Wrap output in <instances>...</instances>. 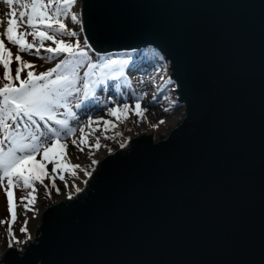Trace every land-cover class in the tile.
<instances>
[{
    "label": "water",
    "instance_id": "95a60500",
    "mask_svg": "<svg viewBox=\"0 0 264 264\" xmlns=\"http://www.w3.org/2000/svg\"><path fill=\"white\" fill-rule=\"evenodd\" d=\"M79 16L98 51L158 50L182 115L104 153L2 264H264V0H80Z\"/></svg>",
    "mask_w": 264,
    "mask_h": 264
},
{
    "label": "snow or ice",
    "instance_id": "6c2138e0",
    "mask_svg": "<svg viewBox=\"0 0 264 264\" xmlns=\"http://www.w3.org/2000/svg\"><path fill=\"white\" fill-rule=\"evenodd\" d=\"M75 3L76 0H0V4L9 10L4 15L17 18L7 20L5 35L11 44L19 46L18 53L28 52L29 55L39 57L43 48L49 55L40 57L41 59L52 61L61 54L64 56L55 67L35 74V66L23 62L15 68L13 77L10 69L12 54L4 47L3 40H0V65L4 69L3 79L7 81L0 87V184L7 179L10 212L13 209V186L31 188L34 193L35 183L44 185L45 178L51 181L52 188H56L55 180L58 178L64 181V173L76 176L75 169H79L80 165L66 162L64 149L67 145L60 142L76 131L69 126L70 120L78 119V114L72 109L87 108L85 102L95 97L96 88L104 85L107 80L123 77L124 70L130 63L127 59H113L104 55L93 59L89 55L91 49L86 39L82 42H66L64 38L77 36V32L65 24L67 17H70L72 24L79 23L78 16L71 11ZM18 21L26 22L31 28L27 35H31L34 42L39 40L35 53L29 51L35 45L25 42L24 32L16 35ZM45 41H51L55 47H45ZM21 59V55H15L17 62H21ZM23 69L33 70L27 71L26 78L21 79ZM81 69H84L82 75ZM13 81H18V85ZM118 110L109 108L107 114L119 119ZM123 110L127 118V103L123 105ZM146 110L136 102L134 114L142 115ZM89 123L93 121L90 119ZM103 123L107 126L110 121L104 120ZM75 143L73 140V144ZM92 147L98 148L99 143ZM80 150L83 151L82 148ZM37 155L41 156L40 160H37ZM48 164L53 165L51 172L46 170ZM85 175L90 173L85 172ZM47 187L45 185V189ZM57 191L60 189L57 188ZM75 191L79 192L80 188L76 187ZM29 203H35V196H32ZM12 219L15 220V215ZM20 231L26 232L27 229L21 227ZM7 234L12 237L11 224ZM14 242L15 237H12L8 246L11 247Z\"/></svg>",
    "mask_w": 264,
    "mask_h": 264
},
{
    "label": "rangeland",
    "instance_id": "374dc122",
    "mask_svg": "<svg viewBox=\"0 0 264 264\" xmlns=\"http://www.w3.org/2000/svg\"><path fill=\"white\" fill-rule=\"evenodd\" d=\"M79 3L80 0H76L71 10L73 14L78 16L79 23L72 24L70 17L65 18V24L68 28L77 32V36L75 37L64 38L66 42L69 43H74L75 39L81 42L84 40V36L81 33L79 9L77 8V4ZM7 11L9 10L6 6L0 4V40H3L4 47L12 54L10 69L13 77L15 75V68L20 66L23 62L33 64L35 66V74L55 67V64L64 58L63 54H61L52 61L41 59L40 57H47L49 55L43 48L40 50L39 57L34 54L29 55L28 52L18 53L19 46L11 44L5 35L7 20L17 19L16 17L4 15ZM18 24L19 26L15 29L16 35H19L20 32H24L25 42L34 43L35 45L33 49L29 51L35 53L36 47L39 46V40L37 39L34 42L33 37L27 35V33L31 32V28L26 25V22L19 23L18 21ZM44 46L55 47L51 41H45ZM89 48L91 49L89 55L94 59H96L98 55H104L111 56L113 59L133 60V63L125 68L123 77L117 80H107L104 85L98 86L95 90V97L85 102L88 105L87 108L72 109V111L78 114V119L70 120L69 126L76 131L72 136L65 137V139L60 142L67 145L64 149V158L68 159L67 162L72 165H80L79 169H75V177H72L67 172L64 173V181L58 178L55 180L56 188H52L51 181L45 178L44 185L38 182L35 183L34 187L36 191L34 193H32L31 188L25 189L22 186H13L11 188L13 193V209L11 212L8 206L7 179L5 178L3 183L0 184V253L8 247V243L12 237H15L16 241L12 245L20 249L25 241L33 237L34 231L38 225L41 209L47 203L64 196L72 195L76 192V187L82 189L89 176L85 175V172L91 173L94 167V164L91 165L88 162L89 160L90 162L95 161V159H98V157L110 151L112 148L123 147L127 143L129 137L136 132L142 130L149 131L153 138L160 133L165 134L170 126L182 115V103H178L177 94L175 90L172 89L175 88V80L170 77L168 61L165 60L163 56H160L155 63L148 64L147 62L140 61V59L136 58L137 56H134L137 55V52L141 49L134 50V52L131 50H124L121 52L108 53L106 51H96V49L90 45ZM16 54L21 55V62L15 60ZM30 70L33 69H23L21 72V79L26 78L27 71ZM83 71L84 69L80 70L81 75ZM3 72V66L0 65V87H3V85L7 83V81L3 79ZM13 82L16 85L19 83L18 81ZM81 95L83 94L81 93ZM136 102L141 104L142 109H147L142 115L134 114ZM125 103L129 105L127 118H125L123 110V105ZM109 108L119 109L117 114L119 119L107 114ZM90 119L93 123H89ZM104 120L110 121V124L105 126L103 123ZM96 121L99 123H95ZM161 121H163V123H161ZM113 125L115 126L113 127ZM81 129H83V131H81ZM63 135L62 133V136ZM73 140L76 141L75 144H73ZM120 140H123V143ZM97 142L99 143V147H92L96 145ZM81 148L83 151L80 150ZM40 159L41 156L37 155V160ZM52 167L53 165L48 164L46 170L51 172ZM57 173H59V169ZM65 183L67 187H65ZM45 185L48 186L47 189H45ZM57 188L60 189L59 192ZM29 193H32V195H29ZM32 196H35L34 204L29 203ZM13 215H15V220L12 219ZM25 222L27 223L25 224ZM10 224L12 237L7 234ZM21 227H26L27 231L21 232ZM0 264H2L1 260Z\"/></svg>",
    "mask_w": 264,
    "mask_h": 264
},
{
    "label": "trees",
    "instance_id": "16d2710c",
    "mask_svg": "<svg viewBox=\"0 0 264 264\" xmlns=\"http://www.w3.org/2000/svg\"><path fill=\"white\" fill-rule=\"evenodd\" d=\"M74 41L76 42V39ZM136 56H137L136 58H138L140 60H144L148 64H152V63H155L157 61V59H159L160 56H162V55L158 52V50H156L150 46H147V47L141 49L140 51H138ZM132 63H133V60L130 62V65H132Z\"/></svg>",
    "mask_w": 264,
    "mask_h": 264
},
{
    "label": "bare ground",
    "instance_id": "6f19581e",
    "mask_svg": "<svg viewBox=\"0 0 264 264\" xmlns=\"http://www.w3.org/2000/svg\"><path fill=\"white\" fill-rule=\"evenodd\" d=\"M77 8H78V9L80 8V3L77 4ZM143 48H145V47H141V48H139V49H143ZM139 49H136V50H139ZM158 52H159V51H158ZM159 53H160V52H159ZM160 54H161V53H160ZM161 55H162V54H161ZM134 56H136V55H134ZM93 59H94V58H93ZM140 61L145 62V61H143V60H140ZM175 85H176V84H175ZM101 90H102V89H101ZM101 90H100V91H101ZM124 91H125V90H124ZM102 94H104V93H102ZM98 95H99V94H98ZM124 95H125V94H124ZM156 105H157V104H156ZM157 106H158V105H157ZM149 109H150V108H149ZM154 110H155V109H154ZM149 111H150V110H149ZM140 132H141V131L136 132V133H134V134H138V133H140ZM134 134H132V135H134ZM132 135H131V136H132ZM131 136L129 137V139L131 138ZM156 136H157V135H156ZM156 136H155V137H156ZM126 137H127V136H126ZM129 139H128V141H129ZM120 141L122 142L123 140H120ZM128 141H127V143H126L124 146H127V145L129 144ZM122 143H123V142H122ZM124 146H123V147H124ZM114 149H116V148H114ZM111 150H113V148H112ZM111 150H110V151H111ZM105 153H106V152H105ZM103 155H104V154H102L100 157H98V159L101 158ZM98 159H95V161L97 162ZM65 160H66V162L68 161V159H65ZM91 160H92V159H91ZM88 162H89L91 165L93 164V161L90 162V160H89ZM94 165H95V164H94ZM93 168H94V167H93ZM93 168H92V169H93ZM92 171H93V170H92ZM90 174H91V173H90ZM85 185H86V181H85L84 186H85ZM84 186H83V187H84ZM83 187H82V188H83ZM53 201H54V200H53ZM53 201H51V202H49V203H47V204H50V203H52ZM47 204H46V205H47ZM46 205H45V206H46ZM40 213H41V212H40ZM34 233H35V232H34ZM33 236H34V235H33ZM32 238H33V237H32ZM32 238H31V239H32ZM31 239H28V240H31ZM28 240H27V241H28ZM25 242H26V241H25ZM22 248H23V245H22ZM22 248H21V249H22ZM5 249H7V248H5ZM5 249H4V250H5ZM4 250L0 253V255L4 252ZM2 256H3V255H1L0 257H2Z\"/></svg>",
    "mask_w": 264,
    "mask_h": 264
}]
</instances>
